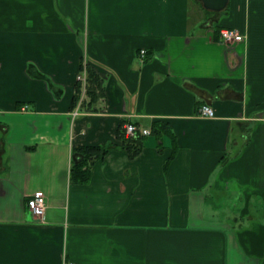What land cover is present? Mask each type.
<instances>
[{"label":"crops","instance_id":"obj_1","mask_svg":"<svg viewBox=\"0 0 264 264\" xmlns=\"http://www.w3.org/2000/svg\"><path fill=\"white\" fill-rule=\"evenodd\" d=\"M157 120L130 157L119 122ZM0 264H264V0H0Z\"/></svg>","mask_w":264,"mask_h":264},{"label":"trees","instance_id":"obj_2","mask_svg":"<svg viewBox=\"0 0 264 264\" xmlns=\"http://www.w3.org/2000/svg\"><path fill=\"white\" fill-rule=\"evenodd\" d=\"M102 93L100 78L92 69L87 68V87L86 95L88 100L82 101L87 109L98 99ZM80 94V84L77 83L75 94L73 96V106L76 105ZM123 121L118 124V138L122 141L123 147L130 157H135L141 151L143 146L144 134H137L133 137H125L121 128ZM135 123V122H134ZM168 125L163 121H153L150 127V133L158 136L163 135L168 130ZM149 133V134H150ZM108 148L102 145L82 144L75 145L72 148V159L70 164V181L76 183H87L90 179V163L97 158H102ZM167 164V163H166Z\"/></svg>","mask_w":264,"mask_h":264},{"label":"built area","instance_id":"obj_3","mask_svg":"<svg viewBox=\"0 0 264 264\" xmlns=\"http://www.w3.org/2000/svg\"><path fill=\"white\" fill-rule=\"evenodd\" d=\"M219 36L225 42L241 41L244 38L243 34L235 28H221L219 30ZM144 52H145L144 49L140 50L141 55H144ZM76 79L80 84L81 92L79 94V99L77 101L76 108L75 110H73V115L79 113V108L82 102V98L86 93L87 72L85 68H83L82 71L76 75ZM198 114L202 117L211 118L214 116V109L209 104L202 103L198 107ZM121 128L125 137H133L137 134L147 135L150 133V129L146 127H142L138 123H134L130 121L122 122ZM28 207L33 215L42 216L46 208L45 197L40 193L34 194L33 196H31V198L28 201Z\"/></svg>","mask_w":264,"mask_h":264},{"label":"water","instance_id":"obj_4","mask_svg":"<svg viewBox=\"0 0 264 264\" xmlns=\"http://www.w3.org/2000/svg\"><path fill=\"white\" fill-rule=\"evenodd\" d=\"M202 2V5L206 9H212V10H221L226 5L228 0H200Z\"/></svg>","mask_w":264,"mask_h":264},{"label":"rangeland","instance_id":"obj_5","mask_svg":"<svg viewBox=\"0 0 264 264\" xmlns=\"http://www.w3.org/2000/svg\"><path fill=\"white\" fill-rule=\"evenodd\" d=\"M220 197L221 196H218V198H217V197L213 196V201L218 202ZM218 212H219V214H217L216 216L219 217V218H224V215L221 213V209H218Z\"/></svg>","mask_w":264,"mask_h":264}]
</instances>
